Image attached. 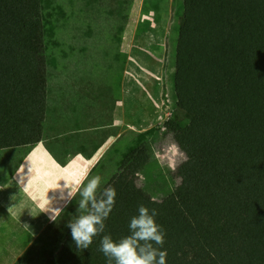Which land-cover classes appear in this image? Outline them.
<instances>
[{
  "label": "trees",
  "instance_id": "16d2710c",
  "mask_svg": "<svg viewBox=\"0 0 264 264\" xmlns=\"http://www.w3.org/2000/svg\"><path fill=\"white\" fill-rule=\"evenodd\" d=\"M41 10V0H0V152L44 139ZM174 91L188 120L165 125L187 154L173 173L177 192L157 201L131 188L153 154L151 145L132 149L102 186L116 191L105 232L78 248L66 225L85 213L65 212L52 226L61 241L41 264H106L102 236H128L141 204L157 210L165 238L154 247L166 264H264V0H184Z\"/></svg>",
  "mask_w": 264,
  "mask_h": 264
},
{
  "label": "crops",
  "instance_id": "0c3cea01",
  "mask_svg": "<svg viewBox=\"0 0 264 264\" xmlns=\"http://www.w3.org/2000/svg\"><path fill=\"white\" fill-rule=\"evenodd\" d=\"M41 9L44 52L54 49L56 63L52 78L47 61L45 135L36 147L0 152V264H17L44 244L60 216L73 212L82 175H101L111 157L125 158L119 145L128 130H152L160 101L151 105L150 93L159 99L164 93L158 75L165 68L166 36L153 51L138 54L132 47L128 59L126 27L109 30L99 57L95 30L61 33V16L53 19L43 0ZM48 21L55 31L46 32Z\"/></svg>",
  "mask_w": 264,
  "mask_h": 264
},
{
  "label": "rangeland",
  "instance_id": "374dc122",
  "mask_svg": "<svg viewBox=\"0 0 264 264\" xmlns=\"http://www.w3.org/2000/svg\"><path fill=\"white\" fill-rule=\"evenodd\" d=\"M44 3L53 19L57 14L63 19L61 33H70V30L75 28L82 30L87 26H90L92 31L95 30V35L99 37V57L104 55V50L107 48V42L103 40L108 38L105 35L109 30L126 27L128 59L132 54V47L136 48L135 52L138 54L153 51L159 48L158 41L166 36L165 68L158 75L162 78L164 87L163 99L157 97L158 93H150L151 105L160 101V108L154 112L158 114L154 127L145 134L128 130L126 139L121 141L119 148L120 153L127 156L136 147L151 145L153 153L151 162L146 170L137 176L131 188L143 189L157 201L172 197L182 184V180L175 178L173 173L187 160L186 151L174 143L165 129V125L171 119H178L184 124L188 121L183 115L178 116L174 91L175 58L183 20L184 0H73L72 3L70 0L66 3L63 0H43V5ZM62 15L65 16L62 17ZM48 24L47 33L50 28L52 31L56 30L55 24L51 25L49 21ZM55 47L54 45L53 48ZM45 56L50 62L49 74L53 78L56 65L54 49H49ZM110 159L105 166L104 175L99 174L102 177V186L109 181L108 178L114 175L113 173L118 168L117 159L115 157ZM97 174L96 171L92 176ZM80 199L78 195L71 208L74 213L80 212L78 211ZM68 217L69 212L66 213V218ZM52 228L47 231L45 237L43 236L44 244L29 251L22 264H41L45 259V252L59 244L60 234L54 233Z\"/></svg>",
  "mask_w": 264,
  "mask_h": 264
},
{
  "label": "clouds",
  "instance_id": "9594fccd",
  "mask_svg": "<svg viewBox=\"0 0 264 264\" xmlns=\"http://www.w3.org/2000/svg\"><path fill=\"white\" fill-rule=\"evenodd\" d=\"M102 183L99 174L89 178L87 172L78 181L81 197L78 211L85 214L66 225L78 248H89L94 237L105 232V221L115 205V189H102ZM157 215L156 209L141 204L138 215L131 218L128 236L114 241L111 235H103L99 251L106 257V264H166V251L154 247V244L162 247L165 238L162 226L155 221Z\"/></svg>",
  "mask_w": 264,
  "mask_h": 264
}]
</instances>
